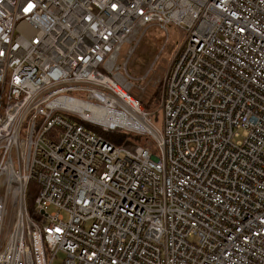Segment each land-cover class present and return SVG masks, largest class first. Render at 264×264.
Here are the masks:
<instances>
[{"label":"built area","instance_id":"1","mask_svg":"<svg viewBox=\"0 0 264 264\" xmlns=\"http://www.w3.org/2000/svg\"><path fill=\"white\" fill-rule=\"evenodd\" d=\"M151 27L181 35L160 129L117 63ZM58 252L56 264H264V0H0V264Z\"/></svg>","mask_w":264,"mask_h":264},{"label":"rangeland","instance_id":"2","mask_svg":"<svg viewBox=\"0 0 264 264\" xmlns=\"http://www.w3.org/2000/svg\"><path fill=\"white\" fill-rule=\"evenodd\" d=\"M166 31L167 33H163L157 28L151 27L143 34L134 49L128 44H123L121 47L117 63L125 69V89L127 87L128 94L137 103H139V100H146L153 92H155V99H159L160 85L167 68V60L175 49L177 42L181 39V35L173 27H167ZM71 94L83 96L79 92H72ZM157 103L158 101L154 109L148 110V112L156 113L155 116L151 115V123L155 128L160 129V116L156 112L158 110ZM106 130L117 131V129ZM47 209L51 210L50 207ZM62 216L64 219L66 218L65 214H62ZM62 256L63 254L58 252L53 264L58 263Z\"/></svg>","mask_w":264,"mask_h":264},{"label":"trees","instance_id":"3","mask_svg":"<svg viewBox=\"0 0 264 264\" xmlns=\"http://www.w3.org/2000/svg\"><path fill=\"white\" fill-rule=\"evenodd\" d=\"M157 101L158 100L155 99V92H153L150 96H148V98H146V100H139V103L143 106L144 109L148 111L154 109ZM86 126L91 127L96 133L100 134L107 141L115 145H119L123 143L125 140H129L139 146L152 148V144L150 140L145 136H140L127 131H119V130L109 131L94 125H86ZM36 191H37L36 184L32 181L27 182L24 192V203H25V209L27 215L32 220H35L36 216L38 215V213L34 210V203H33L34 197L36 195Z\"/></svg>","mask_w":264,"mask_h":264},{"label":"bare ground","instance_id":"4","mask_svg":"<svg viewBox=\"0 0 264 264\" xmlns=\"http://www.w3.org/2000/svg\"><path fill=\"white\" fill-rule=\"evenodd\" d=\"M103 119V118H102ZM91 128V127H90ZM92 129V128H91ZM93 130V129H92ZM95 132V131H94Z\"/></svg>","mask_w":264,"mask_h":264}]
</instances>
